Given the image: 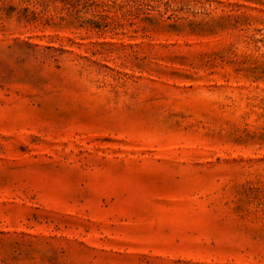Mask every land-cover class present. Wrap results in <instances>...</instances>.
Wrapping results in <instances>:
<instances>
[{
  "label": "rangeland",
  "instance_id": "obj_1",
  "mask_svg": "<svg viewBox=\"0 0 264 264\" xmlns=\"http://www.w3.org/2000/svg\"><path fill=\"white\" fill-rule=\"evenodd\" d=\"M0 264H264V0H0Z\"/></svg>",
  "mask_w": 264,
  "mask_h": 264
}]
</instances>
